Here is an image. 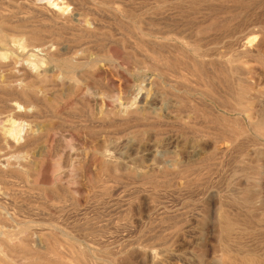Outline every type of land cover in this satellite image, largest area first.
Segmentation results:
<instances>
[{
    "label": "rangeland",
    "instance_id": "obj_1",
    "mask_svg": "<svg viewBox=\"0 0 264 264\" xmlns=\"http://www.w3.org/2000/svg\"><path fill=\"white\" fill-rule=\"evenodd\" d=\"M135 3L143 33L136 61L119 47L120 66L102 72L108 97L90 93L75 110L64 104L61 122L82 128L71 134L66 127L42 144L43 174L50 184L52 174L60 176L64 168V185L62 179L54 182L74 190V207L56 213L50 191H34L41 192L39 198L21 201L42 215L27 218L20 212L29 231L8 233L15 245L24 240L40 256L56 238L68 264H77L78 254L84 255L83 264H264V134L251 125L264 120V0ZM28 7L54 9L43 1L0 0V11L16 16H28ZM160 31L199 47L205 55L201 67L180 47L152 44ZM20 55L19 63L26 65L27 56ZM166 81L174 89L165 87ZM186 84L191 89L185 90ZM202 90L215 95L221 107L244 113L217 107L227 115L218 117L208 98L195 99ZM104 112L108 118L101 126L97 119ZM225 142L233 146L221 153ZM103 152L125 166L103 172L98 155ZM172 162L181 168L170 170ZM93 194L96 198L88 200ZM216 206L234 223L231 232L221 230L218 214L212 213ZM49 223L63 234L48 232ZM22 258L0 257V264H32Z\"/></svg>",
    "mask_w": 264,
    "mask_h": 264
},
{
    "label": "bare ground",
    "instance_id": "obj_2",
    "mask_svg": "<svg viewBox=\"0 0 264 264\" xmlns=\"http://www.w3.org/2000/svg\"><path fill=\"white\" fill-rule=\"evenodd\" d=\"M35 1L37 3L40 1L46 2L47 6L54 9L46 13L42 9L28 7L31 11L28 16H16L6 10L0 11V257L21 256L24 260L31 259L32 264H68L63 257L65 252L62 253L55 242L56 238L52 239V243H48L47 248L44 246L46 252L44 256H40L30 252L24 240L21 242L23 245H15L8 230L18 228L23 231L27 229L24 231L25 233L29 231V223L22 219L26 218L22 217L20 212L25 214L27 218L38 215L40 217L42 215L34 206L24 203L26 199L39 198L41 192L40 195L37 192L41 190L46 191L47 189L48 192L50 191L52 199L56 203V205L51 206L54 212L61 213L71 210L75 202L74 190L72 191L66 186H62L65 181L63 177L64 168L59 171L62 173L60 176H63L60 177L57 173L52 174L50 184L49 175L45 176L43 174V170L46 167L44 166L45 163L41 165L38 162L40 158L45 156L46 148L43 145L46 140L50 141L51 135L54 136L55 132L65 130L66 127V131L71 134L77 133L82 128L80 123L72 124L70 122L71 125H68V122H61L62 115L65 114L61 110L64 104H73V110H75L79 105H85L84 100L89 97L88 95H91L90 93L98 94L103 100L108 97L107 84L103 81L104 75H102V72L105 71V67L116 68L120 66L119 59L121 56L117 50L119 47L127 50L126 54L129 55V58L136 61L138 38L140 40L139 34L141 36L143 34L139 29L142 21L139 17L135 0ZM154 34L160 35V40H149L155 46H161L162 48L170 46L180 47L198 63L199 67L203 64L205 55L201 53L199 47L190 45L182 38L171 36L163 31ZM20 54L27 56L26 65L19 63L18 57L21 56ZM122 63L124 62L122 61ZM230 64L231 62L227 61L224 65L229 66L227 68L229 69ZM161 74L159 72V79L162 78ZM170 84L171 82L166 81L165 87L174 89L173 85ZM188 85L186 84L184 89ZM193 89H195L194 91L197 90V88ZM198 90L200 91L201 89ZM203 91L207 92V90H202V93H199V96L196 95L195 99L198 102H203L208 98L211 112L217 114L218 117L224 118L227 115L222 114L217 107L227 110L229 113H244L242 109L229 110L226 107H221L214 93V96H212L209 94L211 92L208 91V94H206ZM188 92H184L187 97ZM196 100L195 103H198ZM189 103L191 104L192 102ZM55 109L58 110V114L55 113ZM135 113L137 114V112ZM134 116L137 117L136 115ZM107 118V114L104 112L97 119V122L100 124L104 123ZM193 120L192 122H194ZM192 122L189 119V123L191 124ZM251 125L264 134L263 119L260 122L251 123ZM40 128H42L41 131H39ZM55 136L57 135L55 134ZM222 145L219 149L221 153L230 151L233 146L227 145L226 142ZM98 155L101 159V170L103 172L115 170L125 164L110 161L105 152ZM70 156L66 158L68 159ZM170 168V170L175 171L179 170L178 168H181V166L173 164ZM55 172L53 171V173ZM33 178L35 179V185L32 184L31 179ZM57 178L62 179V185L54 182L58 180ZM36 185L38 186L37 188ZM47 185L51 186L46 187ZM101 187L104 188L101 185L97 189ZM97 193L99 194V192ZM88 198V200L92 201L94 194L92 196L89 195ZM21 200L24 201L22 202ZM212 213L213 216L218 214L216 220H218L223 232L229 233L234 229V223L227 219L221 206H216ZM46 230L52 234H63V230L53 225V223H49ZM30 231L32 230L30 229ZM29 235H31L30 232ZM42 239L44 240L43 237ZM99 250L98 248L96 249V251ZM75 259L77 264L86 263V259L82 254H78Z\"/></svg>",
    "mask_w": 264,
    "mask_h": 264
}]
</instances>
